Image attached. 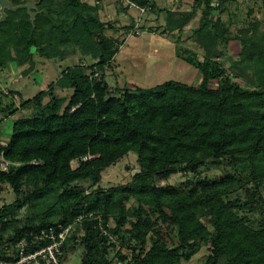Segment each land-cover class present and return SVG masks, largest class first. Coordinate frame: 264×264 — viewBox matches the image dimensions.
<instances>
[{
	"label": "trees",
	"instance_id": "1",
	"mask_svg": "<svg viewBox=\"0 0 264 264\" xmlns=\"http://www.w3.org/2000/svg\"><path fill=\"white\" fill-rule=\"evenodd\" d=\"M54 1L13 0L37 2L38 14L32 22L26 9L6 10L0 69L12 60L14 47L26 56L35 49L55 59L62 48L82 44L96 62L67 67L46 90L22 102L19 109H32L30 115L14 124L8 144H0L9 164L0 169V191L9 186L17 196L0 207V259L12 260L24 239L82 218L62 249V263L79 241L81 264H189L204 247L210 253L203 264H264V21L231 35L222 16L228 12L234 23L237 13L231 16V10L240 0H220L218 7L213 0H196L187 12L161 8L155 0H131L148 8L146 13L165 12L164 33L178 43L201 11L193 34L205 57L184 48L178 57L202 81L196 87L169 81L112 89L106 73L123 43L107 33L136 29L140 16L118 28L101 19L100 1ZM231 41L242 47L226 69L227 59L216 47ZM57 88L66 96L55 95ZM130 153L140 170L129 183L102 189L103 173ZM211 168L221 176L200 175ZM181 173L194 181L184 188L167 183ZM82 182L95 189L87 191ZM234 195L239 196L230 200ZM57 201L64 207L61 218L45 220L46 209ZM26 206L42 217L19 227L17 215Z\"/></svg>",
	"mask_w": 264,
	"mask_h": 264
},
{
	"label": "rangeland",
	"instance_id": "2",
	"mask_svg": "<svg viewBox=\"0 0 264 264\" xmlns=\"http://www.w3.org/2000/svg\"><path fill=\"white\" fill-rule=\"evenodd\" d=\"M59 0H55L56 4ZM62 1V0H60ZM91 5L101 2L100 17L104 22H113L116 27H129L133 23V19L137 22L139 12L136 9H130L126 15L118 9L121 1L119 0H83ZM159 7H169L175 12H187L195 5L196 0H155ZM262 0H245L240 2L238 9L231 10V16L237 13L234 23L230 24L229 13L223 14L224 28H228L231 35H235L241 28L249 26L253 21H264V11L261 8ZM122 5L128 8L126 4ZM21 10V9H20ZM201 11L189 26L185 28L181 35V41L178 43L176 38L171 34L164 33L166 26V13L155 14L152 12L146 13L140 21L138 29H122L119 33L108 31V35L112 38H117L122 44L119 54L113 61L112 69L106 73V80L112 89L117 87L122 88L127 86L131 89L135 87L153 88L162 85L169 81H174L190 86H199L202 81V75L197 69L187 64L178 57V48H184L196 52L200 59H204L205 52L198 49L197 39L193 32L199 24ZM240 42L231 41L227 46L224 43H219L216 51L222 54L226 69H230V59L238 60L241 52ZM23 48V47H22ZM22 50V49H21ZM21 50L15 47L11 50V58L4 67L0 69V144L6 145L11 141L14 124L25 117H28L32 109L20 110L22 102L33 99L38 93L46 90L52 83L56 82L62 72L70 66L79 63L92 65L96 60L92 55L85 50L82 44L68 45L62 48L64 51L60 57L55 59H46L38 54L35 49L31 55H24ZM221 59L218 58L217 60ZM243 85H246L242 80H238ZM16 92L19 95V100L15 102L6 92ZM55 95L65 97L66 92L56 89ZM49 98L45 99L48 102ZM19 109V110H18ZM2 158H0V162ZM73 167H77V162L73 163ZM140 170L137 162V156L130 153L127 157L119 161L116 165L108 168L103 173L100 187L108 190L112 187H117L129 183L133 176ZM201 176L220 177L221 172L211 168L210 170H202ZM194 181L190 174H177L170 177L168 184L177 187H185L188 183ZM81 186L87 191L92 188L90 182H82ZM251 186V185H250ZM0 187H2L0 185ZM5 190L0 191V207L3 204H11L17 198L16 194L5 186ZM239 195L245 197V192ZM239 195H234L230 200H235ZM55 210L50 214V210ZM64 207L62 201H57L47 211L45 220H54L61 218ZM48 214V216H47ZM36 212L26 206L18 215L17 218L21 222L18 226L22 227L31 220L37 221L35 218ZM42 217V215H39ZM256 216V215H255ZM260 217V214H257ZM76 249L69 251L67 261L63 264H81L83 256V248L79 241H76ZM152 242H148L146 249H149ZM135 247V245H132ZM1 248V247H0ZM130 251V250H129ZM116 251H111L110 258L115 259ZM209 250L204 247L198 255H196L189 264H203L209 255ZM125 264V263H124Z\"/></svg>",
	"mask_w": 264,
	"mask_h": 264
},
{
	"label": "built area",
	"instance_id": "3",
	"mask_svg": "<svg viewBox=\"0 0 264 264\" xmlns=\"http://www.w3.org/2000/svg\"><path fill=\"white\" fill-rule=\"evenodd\" d=\"M121 3L126 4L130 9H136L139 12L138 22H140L142 16L147 12L148 8L141 7L131 0H119ZM245 0H240L244 2ZM213 6L218 7L220 0H213ZM137 25L136 29H138ZM98 74H96L97 76ZM7 95L10 92H6ZM15 102L19 100L18 95H13ZM0 169L7 170L9 164L4 160V152L0 153ZM93 157H84L81 160L86 162ZM82 218H78L73 224L64 228L59 226L58 229L55 227H49L47 230L41 231L39 235L32 236L31 240L26 239L19 242L15 248L16 254L13 255L12 260L0 259V264H63L61 262L64 255L63 247L74 230L76 224L80 223Z\"/></svg>",
	"mask_w": 264,
	"mask_h": 264
},
{
	"label": "water",
	"instance_id": "4",
	"mask_svg": "<svg viewBox=\"0 0 264 264\" xmlns=\"http://www.w3.org/2000/svg\"><path fill=\"white\" fill-rule=\"evenodd\" d=\"M20 9H26L31 17V21L34 22L38 11L37 2H27L26 4L14 5L13 0H0V23L4 22L7 18L6 10L15 12Z\"/></svg>",
	"mask_w": 264,
	"mask_h": 264
},
{
	"label": "crops",
	"instance_id": "5",
	"mask_svg": "<svg viewBox=\"0 0 264 264\" xmlns=\"http://www.w3.org/2000/svg\"><path fill=\"white\" fill-rule=\"evenodd\" d=\"M124 15H126V18H127V12H129V9L125 8L122 4H120L119 8ZM132 19H134V17H131Z\"/></svg>",
	"mask_w": 264,
	"mask_h": 264
}]
</instances>
